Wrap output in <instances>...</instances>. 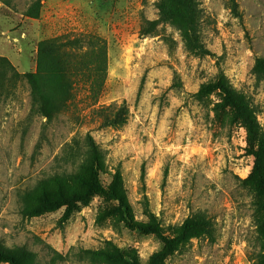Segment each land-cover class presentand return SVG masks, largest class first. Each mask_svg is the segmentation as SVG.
Returning a JSON list of instances; mask_svg holds the SVG:
<instances>
[{
  "label": "rangeland",
  "instance_id": "rangeland-1",
  "mask_svg": "<svg viewBox=\"0 0 264 264\" xmlns=\"http://www.w3.org/2000/svg\"><path fill=\"white\" fill-rule=\"evenodd\" d=\"M32 0L0 3V57L19 73L36 70L40 41H78L66 48L63 95L46 122L18 81L0 102V247L25 248V264H120L107 258L135 251L140 264L162 240L130 231L105 196L64 219L44 208L60 183L78 189L87 137L98 149L99 179L116 172L135 222L157 217L165 236L187 218L204 219L209 235L181 244L164 264H264V193L248 177L254 158L246 130L218 92L199 96L218 74L216 59L189 54L174 21L149 36L159 0H47L39 19L23 16ZM197 0L200 39L264 134V0ZM125 105L127 119L103 127ZM0 264H7L0 262Z\"/></svg>",
  "mask_w": 264,
  "mask_h": 264
},
{
  "label": "trees",
  "instance_id": "trees-1",
  "mask_svg": "<svg viewBox=\"0 0 264 264\" xmlns=\"http://www.w3.org/2000/svg\"><path fill=\"white\" fill-rule=\"evenodd\" d=\"M47 0H32L23 12L25 18L39 19L43 2ZM14 0H0L8 8H13ZM233 15L241 18L236 0H229ZM158 19L146 22L142 29L143 36L151 35L163 22L172 20L179 27L184 47L189 54L196 57H210L216 59L218 74L213 83L203 85L198 95H207L218 92L222 97V104L232 109L234 120L243 124L249 146V152L254 158V164L248 180L260 192L264 193V134L260 133L256 120L246 103L236 94L227 82L219 60L209 51L200 39L199 9L197 0H159L157 3ZM78 41L61 42L60 39L40 41L36 52V70L29 73H19L4 57H0V102L9 97L8 88L18 81H25L29 88L31 109L46 122H51L60 107L63 95L61 76L65 73V64L62 62L66 48H77ZM257 69L264 72V60L258 59L255 64ZM127 110L122 105L112 118H105L103 127H118L125 124ZM88 157L83 163L85 175H75L73 178L81 184L80 189L60 183L56 195L46 198L44 208L60 209L65 207L64 219L72 213L79 211V206L87 205L89 201L102 195L116 203L115 213L120 222L130 231L155 235L162 240V246L153 254L147 264H164L168 256L181 244L200 235H209V223L204 219L187 218L183 224L170 236H165L160 228L157 217L150 214L148 224L135 222L130 206L121 191V176L119 172L113 177L108 188H104L99 179L98 149L91 137H87ZM264 209V205H263ZM264 226V219L263 224ZM32 254L25 248L3 249L0 247V262L7 264H25ZM107 258L120 264H140L135 251H120L114 249Z\"/></svg>",
  "mask_w": 264,
  "mask_h": 264
}]
</instances>
